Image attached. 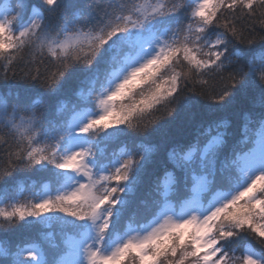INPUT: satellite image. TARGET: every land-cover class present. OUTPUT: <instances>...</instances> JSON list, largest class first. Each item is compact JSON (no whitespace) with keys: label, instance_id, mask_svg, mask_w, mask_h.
Returning a JSON list of instances; mask_svg holds the SVG:
<instances>
[{"label":"snow or ice","instance_id":"snow-or-ice-1","mask_svg":"<svg viewBox=\"0 0 264 264\" xmlns=\"http://www.w3.org/2000/svg\"><path fill=\"white\" fill-rule=\"evenodd\" d=\"M0 264H264V0H0Z\"/></svg>","mask_w":264,"mask_h":264},{"label":"trees","instance_id":"trees-1","mask_svg":"<svg viewBox=\"0 0 264 264\" xmlns=\"http://www.w3.org/2000/svg\"><path fill=\"white\" fill-rule=\"evenodd\" d=\"M84 87H87V85H85ZM80 91V87H74L73 92L70 93L69 95L62 97V101L64 103H66L68 105V107L70 106V104H73L75 102V100L77 99L76 93H78ZM165 155L164 153V144L160 145V150H159V158H163ZM33 180H35L37 183L40 182V180H43V177H32ZM59 229L57 226L53 225L51 227L45 226V225H39L38 228L34 231H32L30 233V236L32 238H37L39 237L41 234L44 233H49L52 230H57Z\"/></svg>","mask_w":264,"mask_h":264}]
</instances>
